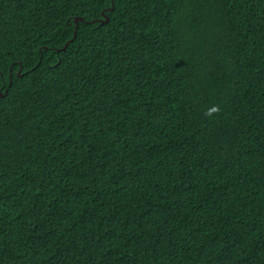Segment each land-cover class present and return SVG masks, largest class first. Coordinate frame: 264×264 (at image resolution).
Segmentation results:
<instances>
[{
  "label": "trees",
  "instance_id": "trees-1",
  "mask_svg": "<svg viewBox=\"0 0 264 264\" xmlns=\"http://www.w3.org/2000/svg\"><path fill=\"white\" fill-rule=\"evenodd\" d=\"M0 264H264V0H0Z\"/></svg>",
  "mask_w": 264,
  "mask_h": 264
},
{
  "label": "water",
  "instance_id": "water-1",
  "mask_svg": "<svg viewBox=\"0 0 264 264\" xmlns=\"http://www.w3.org/2000/svg\"><path fill=\"white\" fill-rule=\"evenodd\" d=\"M107 19V18H106ZM78 20H80V19H75V23L78 21ZM75 36V35H74Z\"/></svg>",
  "mask_w": 264,
  "mask_h": 264
}]
</instances>
